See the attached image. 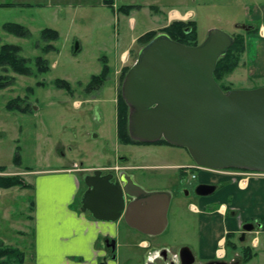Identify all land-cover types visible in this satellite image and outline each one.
Returning <instances> with one entry per match:
<instances>
[{
  "label": "rangeland",
  "instance_id": "obj_1",
  "mask_svg": "<svg viewBox=\"0 0 264 264\" xmlns=\"http://www.w3.org/2000/svg\"><path fill=\"white\" fill-rule=\"evenodd\" d=\"M176 1L158 0L159 9L152 8L150 16L144 11H134L131 16L136 27L131 32L128 19L114 15L101 0H0V4H11L0 7L1 42L19 46L20 55L31 62L41 56L49 64V71L44 74L31 77L13 74L14 85L0 90V167L4 168L0 176H19L29 185L3 189L6 191L0 193V241L4 246L22 250L29 264L32 263L33 202L40 195L35 189L42 184L44 198L66 200L73 191L72 183L63 180L66 175L57 174L65 169L72 171V178L78 182L79 190L72 194L73 207L78 211L86 191L84 178L95 170L115 177L120 173L133 176L146 192L170 193L167 228L151 240L169 246L180 240L181 221L190 216L188 205L197 198L194 194L197 180L191 179V174L198 171L180 169L194 164L190 155L184 148L168 144L122 145L116 135L119 76L123 67L132 66L145 45L135 41L124 63L120 64L116 58L130 37L149 29L158 32L165 28L168 10L178 8L184 12L179 8L181 2ZM186 3L189 11L196 13L190 21L196 24L198 44L211 29L244 38L245 49L238 54V65L225 77L223 85L230 90L264 86V0H187ZM156 14L159 18L152 19ZM7 22L27 27L30 38L5 33L2 25ZM46 28L59 34L56 41L50 42L55 50L47 54L42 52L47 42L40 38L41 30ZM104 63L110 68L108 79L99 90L86 92L90 77L99 74ZM55 79L67 81L71 93L57 88ZM40 82L42 86L38 85ZM16 98L23 100L21 109L28 107L7 109V104ZM52 184L61 189L45 192ZM242 247L238 246V254L229 250L231 254L222 262L243 264ZM250 264L261 262L255 260Z\"/></svg>",
  "mask_w": 264,
  "mask_h": 264
},
{
  "label": "water",
  "instance_id": "obj_2",
  "mask_svg": "<svg viewBox=\"0 0 264 264\" xmlns=\"http://www.w3.org/2000/svg\"><path fill=\"white\" fill-rule=\"evenodd\" d=\"M233 37L211 29L196 46L173 41L164 33L138 52L121 86L129 107L128 133L136 141L167 143L184 148L195 165L210 170L238 169L264 173V86L224 92L213 78L218 59ZM95 170L84 178L81 211L96 221L123 219L147 236L167 226L168 192H146L125 174ZM198 184L196 196L214 192ZM254 224H244L242 233ZM180 264H193L188 248L178 253ZM210 264H226L211 262Z\"/></svg>",
  "mask_w": 264,
  "mask_h": 264
},
{
  "label": "crops",
  "instance_id": "obj_3",
  "mask_svg": "<svg viewBox=\"0 0 264 264\" xmlns=\"http://www.w3.org/2000/svg\"><path fill=\"white\" fill-rule=\"evenodd\" d=\"M157 1L146 3L137 0H111V7L104 5V0H101V3L114 15L120 14L123 19L127 18L129 31L133 32L136 20L131 14L134 11H144L150 16L152 8L159 9ZM178 2H181L179 8L184 12L181 13L178 8L168 10L166 25L163 27L169 25L173 19L188 21L195 18L196 13L189 11L187 0H177L176 3ZM129 5L134 8L127 13L119 11V7ZM169 12L174 13L170 15ZM158 18L157 14L152 17L155 20ZM155 30L149 29L141 35L130 37L128 42L122 45L125 49L116 58L117 62L124 63L135 41L143 34ZM65 170L57 174L66 175L63 180L72 183L73 191L66 200L44 198L46 193L44 194L42 184L35 189L40 195L33 202L31 264H180L174 257L182 248L190 250L194 258L193 264L222 262L231 254L226 246L227 234L234 235L231 240L236 244V249H231L232 252L238 254V246L241 245L251 248L255 253L245 264L253 263L255 260L264 264V176L251 178L243 184L240 178L232 179L218 172H198L194 178L197 185H212L216 189L210 195L196 196V200L189 203L187 212L190 216L181 221L180 240L169 246L151 240L154 236L144 235L128 227L123 219L116 222L96 221L87 213L78 211L73 207L72 197V194L79 190L78 182L72 178V171ZM132 180L141 187L133 176ZM44 181L43 179L42 182ZM60 187L48 185L45 192H57ZM3 191L6 190L0 189V193ZM171 197L170 194L169 207ZM250 223L260 226L263 231L257 248L251 246L253 232L242 233V226ZM109 247L111 248L108 250ZM220 252L223 254L222 258ZM27 258L25 255L24 264H29L26 262L29 260Z\"/></svg>",
  "mask_w": 264,
  "mask_h": 264
},
{
  "label": "trees",
  "instance_id": "obj_4",
  "mask_svg": "<svg viewBox=\"0 0 264 264\" xmlns=\"http://www.w3.org/2000/svg\"><path fill=\"white\" fill-rule=\"evenodd\" d=\"M104 4L107 6H112L111 0H104ZM11 4H0L2 6H10ZM134 6H121L119 11H126V13L133 9ZM2 30L10 35H13L22 39H29L31 33L29 29L21 24L7 22L2 25ZM196 24L193 21H173L161 31H149L142 36H140L136 42L142 46L146 45L152 38H154L159 32L164 33L170 37L175 42L188 45L196 46ZM59 37V34L56 30L53 29H43L40 32L41 40L47 42V44L42 48V52L47 54L55 50L54 46L50 44L52 41H56ZM36 48L39 47V44L35 45ZM244 38L241 35L234 37L232 46L227 50L226 54L220 57L216 63L213 78L220 88L224 91H230L229 88L223 85V80L225 77L231 73L238 65V54L244 51ZM21 48L17 45L2 43L0 40V90L6 89L10 86H13L15 83V75L31 77L36 74H44L49 71V64L46 59L41 56L35 57L33 62L30 59L24 58L20 55ZM34 66V68L32 67ZM128 67H123L119 76L120 80V90L117 96L116 101V135L119 143L122 145H146L149 143H144L132 139L128 133V112L129 107L122 98L121 95V83L125 77ZM110 73L109 66L104 63L100 70V73L97 75H92L90 80L85 86L86 92H93L99 90L103 84L108 79ZM38 85L42 86L43 83L40 82ZM54 85L63 89L68 93H71L70 84L61 79H55ZM23 100L16 98L15 100L10 101L7 104V109L15 110L21 109L20 104ZM24 107V106H23ZM28 107V106H25ZM21 110H25L26 108ZM153 144H168L165 140L157 141ZM18 154L15 155V160H17ZM4 168L0 167V171H3ZM234 170V169H233ZM237 170V169H236ZM13 187L28 188L29 185L19 176H0V189H10ZM234 237L233 234L226 235V246L231 250L236 249V244L231 240ZM255 255L252 252L251 248L244 247L241 249V262L243 264L247 263ZM25 263V254L22 250L17 248H12L4 246L2 241H0V264H24Z\"/></svg>",
  "mask_w": 264,
  "mask_h": 264
},
{
  "label": "built area",
  "instance_id": "obj_5",
  "mask_svg": "<svg viewBox=\"0 0 264 264\" xmlns=\"http://www.w3.org/2000/svg\"><path fill=\"white\" fill-rule=\"evenodd\" d=\"M187 168L196 170L198 172H200V171H207V168L200 167V166H197L195 164H193L190 167H186V166L183 167V166H181L180 169H182V170L185 169L186 170ZM208 170H210V169H208ZM210 171L218 172L219 174L227 175V176L231 177L232 179L240 178L241 183H243V184L250 177H253L254 178V177H259V176L262 177V176H264V173H262V172L249 171V170L224 169V170H217V171L210 170ZM195 177H196V175L194 173H192L191 174V179H194ZM260 228H261L260 226H255L254 230L252 231L254 235H253V237L251 239V246L253 248H257L258 247V244H259V241H260V238L259 237L263 233V231ZM219 255L221 256V258L223 257L222 252H220Z\"/></svg>",
  "mask_w": 264,
  "mask_h": 264
},
{
  "label": "flooded vegetation",
  "instance_id": "obj_6",
  "mask_svg": "<svg viewBox=\"0 0 264 264\" xmlns=\"http://www.w3.org/2000/svg\"><path fill=\"white\" fill-rule=\"evenodd\" d=\"M233 39H234V38H233ZM207 171H208V170H207ZM209 171H210V170H209ZM209 171H208V172H209ZM110 256H111V253H110ZM177 256H178V255H176L175 257L173 256V257L175 258V260H178V257H177ZM167 261H168V260H167ZM167 261H165V262H167ZM178 261H179V260H178ZM163 262H164V261H163ZM170 264H173V263H170ZM206 264H210V263H206Z\"/></svg>",
  "mask_w": 264,
  "mask_h": 264
},
{
  "label": "bare ground",
  "instance_id": "obj_7",
  "mask_svg": "<svg viewBox=\"0 0 264 264\" xmlns=\"http://www.w3.org/2000/svg\"><path fill=\"white\" fill-rule=\"evenodd\" d=\"M208 170V169H207ZM122 176L125 175L124 173L121 174Z\"/></svg>",
  "mask_w": 264,
  "mask_h": 264
}]
</instances>
